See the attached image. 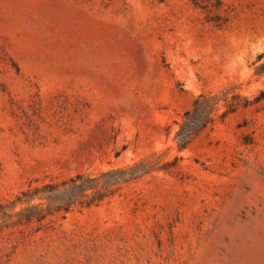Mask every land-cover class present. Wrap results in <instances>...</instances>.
<instances>
[{"label": "rangeland", "instance_id": "374dc122", "mask_svg": "<svg viewBox=\"0 0 264 264\" xmlns=\"http://www.w3.org/2000/svg\"><path fill=\"white\" fill-rule=\"evenodd\" d=\"M262 53L264 0H0V264H264Z\"/></svg>", "mask_w": 264, "mask_h": 264}, {"label": "trees", "instance_id": "16d2710c", "mask_svg": "<svg viewBox=\"0 0 264 264\" xmlns=\"http://www.w3.org/2000/svg\"><path fill=\"white\" fill-rule=\"evenodd\" d=\"M256 74L259 76H264V53L260 54L258 56V59L256 61ZM202 98H205V96H201L199 99H197L196 101V108H198L201 104ZM189 115V114H187ZM180 146H183L182 144H180ZM77 178H81V176L79 175ZM82 179V178H81ZM73 183L74 185H77V179H73ZM78 188L80 189V193H83L84 191H86L87 187H85V185L80 184L78 186ZM82 196V194H74V196H72V198L68 199L67 201H63L61 202V205H58L57 207L53 208L50 211H54V210H61V209H67V207L71 204V203H75L79 200V198Z\"/></svg>", "mask_w": 264, "mask_h": 264}]
</instances>
